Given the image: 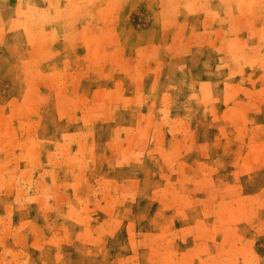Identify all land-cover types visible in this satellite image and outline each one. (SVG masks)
Instances as JSON below:
<instances>
[{"label": "rangeland", "instance_id": "rangeland-1", "mask_svg": "<svg viewBox=\"0 0 264 264\" xmlns=\"http://www.w3.org/2000/svg\"><path fill=\"white\" fill-rule=\"evenodd\" d=\"M0 264H264V0H0Z\"/></svg>", "mask_w": 264, "mask_h": 264}]
</instances>
